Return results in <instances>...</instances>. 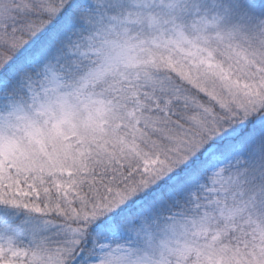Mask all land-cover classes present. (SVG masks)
Listing matches in <instances>:
<instances>
[{
    "label": "snow or ice",
    "instance_id": "snow-or-ice-1",
    "mask_svg": "<svg viewBox=\"0 0 264 264\" xmlns=\"http://www.w3.org/2000/svg\"><path fill=\"white\" fill-rule=\"evenodd\" d=\"M0 264H264V0H0Z\"/></svg>",
    "mask_w": 264,
    "mask_h": 264
}]
</instances>
